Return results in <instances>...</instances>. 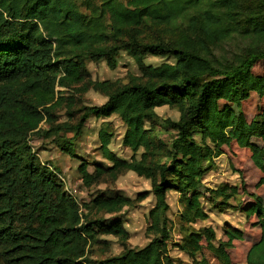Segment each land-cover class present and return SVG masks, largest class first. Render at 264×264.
<instances>
[{
  "label": "trees",
  "instance_id": "trees-1",
  "mask_svg": "<svg viewBox=\"0 0 264 264\" xmlns=\"http://www.w3.org/2000/svg\"><path fill=\"white\" fill-rule=\"evenodd\" d=\"M151 26H164L168 37L147 35ZM120 52L136 61L140 76L130 75L119 85L91 77L87 62L104 61L113 68ZM148 54L173 60L144 65ZM258 61L264 65V0H0V255L10 264H178L169 255L166 215V195L174 191L181 206V238L174 246L192 258L206 248L218 264H236L227 249L241 238L239 229H226L227 240L216 244L213 228L193 223L208 217L199 186L222 152L218 143L229 134L250 148L264 171V111L248 122L230 106L251 92L264 93V72L252 70ZM57 88L93 89L106 99L83 106L75 123L45 130L40 123H53V110L64 100L65 90ZM161 105L179 112L176 119H164L174 132L168 146L153 125ZM111 114L125 125L121 145L132 154H115L108 146L112 133L101 128L100 151L109 163H95L90 171L81 160V181L89 186L125 171L149 178L150 189L138 199L153 195L148 218L157 233L140 247L97 258L91 247L104 241L100 235L125 240L128 232L121 220L94 218L91 210L115 212L132 199L98 193L80 206L39 160L28 137L78 134L90 116ZM252 136L262 144L252 143ZM62 149L73 154L65 144ZM205 191L225 204L236 186L224 182ZM246 211L261 229L246 263L264 264V203L256 201Z\"/></svg>",
  "mask_w": 264,
  "mask_h": 264
},
{
  "label": "rangeland",
  "instance_id": "rangeland-1",
  "mask_svg": "<svg viewBox=\"0 0 264 264\" xmlns=\"http://www.w3.org/2000/svg\"><path fill=\"white\" fill-rule=\"evenodd\" d=\"M153 32H161L165 38L168 37L164 26H151L146 30L147 35L154 34ZM116 59L117 63L113 68H110L104 61H89L86 67L93 79L110 80L115 85L125 83L130 75L140 76L142 74L136 61L127 53L120 52ZM172 60V57L169 56L152 54L145 55L142 59L144 65H157L163 61L172 62ZM252 70L255 73H263L264 65L258 61ZM71 94L72 96H70ZM63 95L62 104L53 110V123L42 121L40 123L42 129L50 128L51 124L75 123L79 115L77 111L83 106L98 105L106 99L102 92L93 89H88L85 92L65 90ZM70 97L73 100L71 105H69ZM230 106L236 113H241L249 122L254 115L264 111V93L259 95L251 92L249 97L241 101L239 105L230 104ZM155 113L153 121L155 131L160 140L168 146L174 132L164 125V119H176L179 112L176 108L161 105L155 108ZM101 128L112 133L108 144L109 148L118 156L129 158L132 154L131 150L121 145L125 125L116 114L106 117L90 116L78 134L60 131L48 136L41 133H31L28 137V143L39 160L46 162L54 170L62 182L64 190L80 206L98 193L123 194L132 199V204L125 205L115 212L91 210V217L106 221L121 220L128 232V238L125 240L114 235H100L99 238L104 241H100L91 247V256L97 258L120 253L127 247H140L157 233L150 225L148 218V211L154 204L153 195L147 193L144 198L138 199L139 192L150 189L149 178L137 175L132 171H125L114 180L102 179L89 186L82 183L81 175L77 170L81 160L88 162L90 171L93 170L95 163H109L103 158L100 151L98 132ZM250 141L256 145L262 144L261 139L257 137L252 136ZM63 144L69 147L73 154L70 155L62 149ZM218 147L222 152L214 158L211 169L204 174L199 186L204 193L201 200L208 217L204 220H197L193 226H210L213 228L215 231L214 243L216 244L219 241L227 240L226 229L231 227L239 229L241 238L233 239L227 251L234 263L247 264V250L259 239L261 229L257 217L254 214L247 215L246 209L256 201L264 203V171L253 162L250 148L239 146L230 134L224 142L218 143ZM224 182L235 185L236 192L225 200V204H218L223 200L222 197L210 198V193L205 190L206 188H215ZM166 200L169 204L166 215L169 219L172 239V242L169 243V255L178 264H218V261L206 248H203L192 258L174 246V243L181 238L179 230L181 206L178 203V193L168 191ZM0 264L10 263L0 255Z\"/></svg>",
  "mask_w": 264,
  "mask_h": 264
}]
</instances>
